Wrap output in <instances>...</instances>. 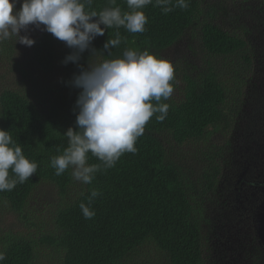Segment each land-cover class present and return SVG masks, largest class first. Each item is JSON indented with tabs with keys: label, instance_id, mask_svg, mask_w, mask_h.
Masks as SVG:
<instances>
[{
	"label": "trees",
	"instance_id": "obj_1",
	"mask_svg": "<svg viewBox=\"0 0 264 264\" xmlns=\"http://www.w3.org/2000/svg\"><path fill=\"white\" fill-rule=\"evenodd\" d=\"M114 6L130 11L126 0H116L115 5L93 0L90 10ZM142 11L148 18L144 33L107 29L92 47L102 51L117 31L121 44L111 49V56L98 53L89 62L122 58L126 49L148 50L161 58L162 51L190 33L210 60L197 73L174 69L173 94L161 101L170 105L166 119L158 122L154 115L137 140L138 151L125 153L113 168L97 172L90 185L75 181L71 169L57 176L50 166V158L68 146L66 131L78 130L74 108L80 90L66 82L79 69L73 63L62 64L72 50L44 31L35 34L32 47H18L11 39L0 43V62L12 59L19 75L16 83L24 85L8 84L0 90V129L10 131L25 157L38 162L37 172L28 181L0 192V213L15 215L24 229L0 232V252L6 256L2 264H36L43 250L55 254L53 264H207L203 203L217 186L227 153L202 150L194 173L181 160L172 159L168 148L204 144L210 135L228 128L235 109L231 90L238 94L237 76L244 73L234 74L229 84L230 80L220 78L216 64L237 59L247 67L249 43L239 35L240 27L219 23V8L201 7L199 0H189L187 9L176 7L167 15L153 4ZM16 48L20 55L13 61ZM89 56L85 51L80 64L86 67ZM99 163L89 153L88 164ZM44 187L52 193L41 213L34 207L35 196ZM93 188L101 195L91 205L95 216L85 219L79 205H87Z\"/></svg>",
	"mask_w": 264,
	"mask_h": 264
},
{
	"label": "clouds",
	"instance_id": "obj_2",
	"mask_svg": "<svg viewBox=\"0 0 264 264\" xmlns=\"http://www.w3.org/2000/svg\"><path fill=\"white\" fill-rule=\"evenodd\" d=\"M126 2L130 11L114 6L97 12L90 10L93 0H0V43L15 38V44L32 47L35 41L28 33L29 26H33L64 42L72 51L62 64L73 63L79 69L66 82L67 86L80 90L74 108L78 130L70 127L64 134L68 146L62 154L50 158L57 176L71 169L75 181L92 184L97 172L113 168L125 153L138 151L137 140L154 115L158 122L167 117L170 105L161 101H167L174 91L171 83L174 67L170 61L157 58L148 50L126 49L122 58L91 63L90 57L98 53L111 56V49L121 44V35L117 31L114 39L104 43L102 51L92 47V43L113 27L144 33L148 18L142 10L149 4L160 7L167 15L176 7L187 9L189 0ZM109 3L115 5L116 0ZM17 5H20L18 10ZM85 51L90 53L86 67L80 64ZM89 153L101 163L88 164ZM37 169L38 162L25 157L10 131L0 129V192L11 191L17 183L28 181ZM100 195L93 188L87 205L80 203L85 219L95 216L91 205ZM5 259V254L0 252V264Z\"/></svg>",
	"mask_w": 264,
	"mask_h": 264
},
{
	"label": "rangeland",
	"instance_id": "obj_3",
	"mask_svg": "<svg viewBox=\"0 0 264 264\" xmlns=\"http://www.w3.org/2000/svg\"><path fill=\"white\" fill-rule=\"evenodd\" d=\"M199 2L201 7L209 5L221 10V25L240 27L239 35L249 43L250 65L242 67V62L237 59L220 61L222 66L213 63L220 70V78L230 80L229 84L234 82V74L244 73L237 76L241 81L238 94L231 90L235 109L228 128L210 135L204 144L170 145L168 149L172 151V159L181 160V165L194 173L198 171L195 162L202 150L224 149L227 153L224 165L219 170L217 186L203 203V211H206L202 237L204 261L207 264H264V192L256 187H264V0ZM19 7L17 5V10ZM39 32L29 26L30 38ZM24 34L21 32V35ZM10 41L15 43V38ZM16 45L23 46L19 43ZM19 55L15 54L13 61H17ZM160 57L170 61L174 69L192 73L201 71L205 62L210 60L205 58L196 35L191 33L162 51ZM11 61L0 62V90L8 84H21L16 83L19 75ZM51 193V189L44 187L35 196L34 207L41 213H44ZM22 227L23 223L15 215L5 210L0 213L1 233L11 229L24 231ZM142 253L145 252L135 257L142 256ZM54 258L55 254L43 250L36 264H53Z\"/></svg>",
	"mask_w": 264,
	"mask_h": 264
},
{
	"label": "flooded vegetation",
	"instance_id": "obj_4",
	"mask_svg": "<svg viewBox=\"0 0 264 264\" xmlns=\"http://www.w3.org/2000/svg\"><path fill=\"white\" fill-rule=\"evenodd\" d=\"M256 187H259L260 190L264 192V187H263V185H256ZM262 243H263V242H262Z\"/></svg>",
	"mask_w": 264,
	"mask_h": 264
}]
</instances>
